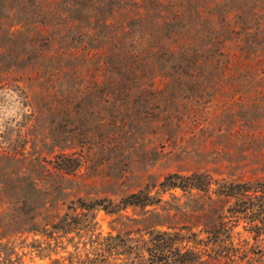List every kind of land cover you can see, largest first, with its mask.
Wrapping results in <instances>:
<instances>
[{
    "label": "rangeland",
    "instance_id": "1",
    "mask_svg": "<svg viewBox=\"0 0 264 264\" xmlns=\"http://www.w3.org/2000/svg\"><path fill=\"white\" fill-rule=\"evenodd\" d=\"M25 1L0 0V264H141L150 230L200 229L165 175L264 176V0H195L174 23L88 1L73 26ZM140 188L155 209L82 203ZM246 225L234 240L263 244Z\"/></svg>",
    "mask_w": 264,
    "mask_h": 264
},
{
    "label": "trees",
    "instance_id": "2",
    "mask_svg": "<svg viewBox=\"0 0 264 264\" xmlns=\"http://www.w3.org/2000/svg\"><path fill=\"white\" fill-rule=\"evenodd\" d=\"M88 1L97 4L99 1L103 5L112 2V0H26L24 8L34 11L45 2L60 19L73 26L80 17L73 10L83 9ZM123 1L141 9V12L138 10L140 17L155 15L167 19L170 23L183 19L186 12L191 17L195 12L199 13V9H195V0ZM62 7L63 14H60L57 11ZM101 8L97 6L99 12L102 11ZM32 14L30 13L29 17ZM216 63L219 67L230 65V57L222 51L221 56L216 57ZM70 166L72 167H68L67 170H72L76 164L72 163ZM213 183L218 185L213 188ZM159 185L163 191L179 187L195 195V225H200V229L173 226L171 230H150L149 238L143 240L141 245L147 252L144 260L141 257L144 264H264V243L247 246L245 239L243 242L234 240V227L240 219L247 223L246 228L254 232V238L264 234V176L255 179L218 181L206 170L191 173L171 172L159 181ZM213 193L233 197L234 200L224 209L217 204L218 198H214ZM173 197L176 198L175 194ZM161 200V195H154L150 190L140 188L123 195L118 202L100 198L82 203L86 207L100 204L108 210H118L128 204L145 207L158 204ZM155 208L156 205L151 209ZM201 232L205 235L201 236ZM134 247L139 248L137 245ZM128 264L136 263L131 261Z\"/></svg>",
    "mask_w": 264,
    "mask_h": 264
}]
</instances>
